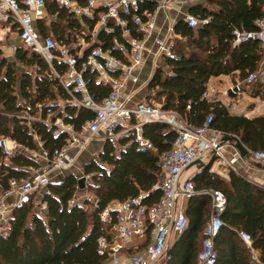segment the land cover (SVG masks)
Here are the masks:
<instances>
[{"label": "trees", "instance_id": "16d2710c", "mask_svg": "<svg viewBox=\"0 0 264 264\" xmlns=\"http://www.w3.org/2000/svg\"><path fill=\"white\" fill-rule=\"evenodd\" d=\"M207 3L209 6L196 4L190 9L202 21L198 27H190L184 19L176 22L173 31L183 39L173 44L175 56L165 58L168 69L158 67L154 72L142 101L154 100L163 110L176 111L195 125H202L213 113L212 127L239 137L252 150L264 149V116L232 113L223 102L203 97L212 77L233 75L242 81L264 66V44L260 41L247 39L234 45L235 30H257L255 20L264 15V0ZM47 7L49 18L37 22L40 34L52 33L68 44L82 34L84 25L92 31L98 20V13L93 18L84 16L82 24L68 8L54 1L48 0ZM155 8L156 2L145 0L139 12L145 19V13ZM16 30L14 26L12 32ZM115 36L122 39L118 26L111 32L101 30L94 45L119 56L113 44ZM132 36L141 38L142 34L133 29ZM15 59L23 66L20 72L0 47V137L30 149L38 147L39 139L52 153L68 138L55 122L61 119L78 129L94 117V111L71 103L52 67L32 48L19 44ZM53 66L59 74L67 70L66 64L58 61ZM85 77L91 93L102 100L109 85L99 82L95 72L88 70ZM258 94L264 98L263 87ZM143 134L154 149L140 147L131 135L121 136L117 145L107 140L98 159L83 164V173L89 176L83 188L72 170L37 190L45 205L42 211L35 210L32 198L16 207L0 232V264H104L109 255L99 252L98 239L108 235L111 224L102 220L101 212L112 202L140 194L148 205L162 196L160 156L171 149L176 132L167 123L152 122L144 126ZM212 161L213 157L190 178L197 193L188 200L187 225L155 264H198L211 213L210 190H220L226 197L222 226L214 238V264H253L252 250L260 252V264H264V185L235 171H230L229 178L211 172ZM41 165L20 151L3 165L6 174L0 183L7 189L9 178L28 177L30 167ZM85 187L94 199L80 200ZM240 232L251 236V246Z\"/></svg>", "mask_w": 264, "mask_h": 264}, {"label": "built area", "instance_id": "2783aa9c", "mask_svg": "<svg viewBox=\"0 0 264 264\" xmlns=\"http://www.w3.org/2000/svg\"><path fill=\"white\" fill-rule=\"evenodd\" d=\"M48 0H0V47L7 46L14 54L18 45L2 42L16 26L19 44H24L42 55L54 70L61 85L71 98V103L94 111V117L80 128L64 124L58 119L55 124L68 134L66 142L52 153L37 139V148H27L9 137H0V180L6 174L3 165L12 156L25 151L33 159L41 161L40 167H30L28 177H12L8 188L0 183V232L6 227L14 209L31 198L34 191L46 187L58 176L72 171L77 166L80 154L92 142L111 140L115 143L124 135H131L143 148L154 149L153 143L144 136L143 128L152 122L169 124L176 132L175 141L168 151L160 156L162 196L153 205L143 203V194L125 201H115L102 212L101 218L111 224L108 235L98 239V250L109 255L104 264H155L169 244L172 233H180L187 225L186 211L180 206V199L196 193L195 184L183 179V172L195 160L207 162L214 157L210 171L227 177L225 171L238 172L239 160L247 159L252 165L264 166V149H248L247 157L232 144L229 155L226 149V136L221 130L212 127L213 113H209L202 125H195L176 111L163 110L154 102L135 101L133 95L140 83L139 69L145 60V42L156 26V11L168 8L173 0H150L156 2L151 13L140 14L145 0H51L66 7L75 14L82 24L83 17L93 18L98 13L97 23L92 31H82L77 39L68 44L55 35L42 36L37 22L49 18ZM264 9V4H263ZM184 20L192 28L202 21L188 13ZM257 30L253 32L234 31V45L247 39H255L264 44V15L255 20ZM120 27L122 39L113 38L114 48L120 53L115 56L101 45H94L101 30L111 32ZM135 29L141 38L132 36ZM157 54L173 58V44L166 38L156 40ZM89 49L88 53L86 50ZM58 61L66 64L67 70L59 74L53 66ZM95 72L99 82L108 84L110 90L98 100L90 91L85 77L86 71ZM257 85L264 86V66L249 73L242 81L231 85L225 94L239 96L246 89ZM208 97V90L203 93ZM211 215L205 225V238L198 255V264H214L216 253L214 238L218 234L222 219L221 213L226 205V197L220 190H211ZM45 207V205H44ZM243 240L252 245V238L240 232ZM143 238L144 246L134 243ZM253 264H260V252L252 250Z\"/></svg>", "mask_w": 264, "mask_h": 264}, {"label": "crops", "instance_id": "0c3cea01", "mask_svg": "<svg viewBox=\"0 0 264 264\" xmlns=\"http://www.w3.org/2000/svg\"><path fill=\"white\" fill-rule=\"evenodd\" d=\"M196 4L209 6L207 0H173L168 8H160L156 11V26L145 42V60L138 71L141 84L137 85V89L133 95L135 101L144 100L146 98L148 94V82L158 67H162L166 70L168 69L165 63V58L157 54L156 40L158 38H166L167 40L171 41L172 44L178 40H182L183 38L180 35L174 33L173 28L176 22L178 20L184 19L185 16L190 13V9ZM47 21L48 23L50 22V20ZM84 26L85 31H91L88 26ZM51 35L54 34L51 33ZM6 36H8V38L2 42L4 46L10 44L9 42L11 39L17 40L16 31ZM5 48L8 49L7 46ZM238 81L239 80L233 77V75L223 74L212 77L207 85V98L210 100H218L223 102L228 106V109L232 113L243 114L247 117L264 116V99H262L260 94H258L259 89L262 87L264 88V86L257 85L254 88L246 89L244 93L239 96L224 93L231 85ZM102 144L103 142H92L85 152L79 155L77 167L80 168L86 160L93 158L95 153H99ZM232 144V142H227L226 144V149L229 155L233 151ZM199 169L200 168L196 165L187 167L183 172V179L192 178L199 171ZM238 172L247 178L264 185V166H249L247 159H241L239 160L238 164ZM229 173L230 171L224 172V174L227 176L225 178H229ZM188 200L189 197L185 196L179 201L180 206H183L185 211L188 205ZM178 235L179 233L177 232L172 233L169 237L168 245L173 244ZM134 243L140 248L144 246L143 238H137Z\"/></svg>", "mask_w": 264, "mask_h": 264}, {"label": "rangeland", "instance_id": "374dc122", "mask_svg": "<svg viewBox=\"0 0 264 264\" xmlns=\"http://www.w3.org/2000/svg\"><path fill=\"white\" fill-rule=\"evenodd\" d=\"M88 32V31H87ZM78 36H80L79 34H77ZM10 45H19L18 43V40H12L9 42ZM3 55L7 57L9 63L15 65V67L17 68L18 72H20L22 69H23V66L20 65L16 59H15V53L14 54H10L9 50L8 49H5L3 51ZM262 99H264L263 97H261ZM152 102H154V100H152ZM116 145L118 144L117 141H115ZM98 155L99 153H95V156L93 157L94 159H98ZM247 163L250 165H252L249 161H247ZM77 168V169H76ZM76 168L73 169V171L75 172V174L79 177V178H82V177H85V183L86 181L89 180V176H85L84 173H83V165L79 168L76 166ZM62 175L58 176L56 179L60 178ZM55 179V180H56ZM88 198L90 200L94 199V195L92 192L88 191V189L85 187L81 193H80V200L82 201L83 198ZM31 198L33 199V203L35 205V210L36 211H42L44 209V204L41 202L42 201V195H40V193H38L37 191H34L33 194L31 195ZM187 200V198H186ZM187 202V201H186ZM186 202H185V206H186ZM183 208V206H182ZM5 228V227H4ZM3 228V229H4ZM2 229V230H3Z\"/></svg>", "mask_w": 264, "mask_h": 264}, {"label": "water", "instance_id": "95a60500", "mask_svg": "<svg viewBox=\"0 0 264 264\" xmlns=\"http://www.w3.org/2000/svg\"><path fill=\"white\" fill-rule=\"evenodd\" d=\"M224 141H230V142H232L234 144V146L241 152V155L243 157H247V155H248V149L244 146L243 141L239 137L234 136V135L233 136L226 135L224 137ZM213 159H214V157H213ZM192 165H196L199 168H202V167L206 166L207 163L204 162L203 160L198 159V160L193 161L191 164H189V166H192ZM257 165L258 166H261L260 164H257ZM85 179H86L85 177L79 178V184H80L79 187L80 188H83L85 186Z\"/></svg>", "mask_w": 264, "mask_h": 264}]
</instances>
